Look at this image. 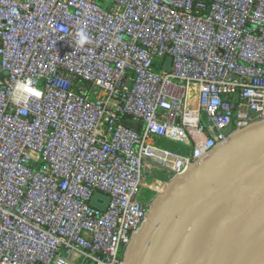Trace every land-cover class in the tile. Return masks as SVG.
<instances>
[{"label": "built area", "instance_id": "2783aa9c", "mask_svg": "<svg viewBox=\"0 0 264 264\" xmlns=\"http://www.w3.org/2000/svg\"><path fill=\"white\" fill-rule=\"evenodd\" d=\"M105 1L0 0V264H125L167 183L264 121V0Z\"/></svg>", "mask_w": 264, "mask_h": 264}, {"label": "water", "instance_id": "95a60500", "mask_svg": "<svg viewBox=\"0 0 264 264\" xmlns=\"http://www.w3.org/2000/svg\"><path fill=\"white\" fill-rule=\"evenodd\" d=\"M123 125L140 130L128 118ZM93 196L91 206L104 211L108 199ZM141 227L125 264H264V121L233 130L171 179Z\"/></svg>", "mask_w": 264, "mask_h": 264}, {"label": "rangeland", "instance_id": "374dc122", "mask_svg": "<svg viewBox=\"0 0 264 264\" xmlns=\"http://www.w3.org/2000/svg\"><path fill=\"white\" fill-rule=\"evenodd\" d=\"M107 3H108V1L106 0L105 4H107ZM99 4L102 5V3H99ZM166 64L168 66V63H166ZM160 145H161L162 148L168 149L170 151H177V150L182 149V146L180 144H177V143H174V142H169V141L161 140L160 141ZM145 176H146L145 178L147 179V181L158 180V179L159 180H168V177H165V176L161 177L160 175L154 176L153 179L149 178L147 175H145ZM143 192L145 194L144 197H145L146 200H149V201L153 200L154 196L152 194H149V193H147L144 190H143Z\"/></svg>", "mask_w": 264, "mask_h": 264}, {"label": "crops", "instance_id": "0c3cea01", "mask_svg": "<svg viewBox=\"0 0 264 264\" xmlns=\"http://www.w3.org/2000/svg\"><path fill=\"white\" fill-rule=\"evenodd\" d=\"M140 129H141V128H140ZM144 173H145V175H147L148 177H149V176H151V178H152V177H154V176H158V175H160V176L162 177V175H161V174H159V173H158V174H156V173H153V174H152V173H150V170H149V168H148V167H146V168H145V171H144Z\"/></svg>", "mask_w": 264, "mask_h": 264}, {"label": "clouds", "instance_id": "9594fccd", "mask_svg": "<svg viewBox=\"0 0 264 264\" xmlns=\"http://www.w3.org/2000/svg\"><path fill=\"white\" fill-rule=\"evenodd\" d=\"M87 42V37H86V35L84 34V33H81V38H80V40H79V43L81 44V45H83L84 43H86Z\"/></svg>", "mask_w": 264, "mask_h": 264}, {"label": "snow or ice", "instance_id": "6c2138e0", "mask_svg": "<svg viewBox=\"0 0 264 264\" xmlns=\"http://www.w3.org/2000/svg\"><path fill=\"white\" fill-rule=\"evenodd\" d=\"M29 91H31V89H29ZM36 95H39V93H35Z\"/></svg>", "mask_w": 264, "mask_h": 264}, {"label": "trees", "instance_id": "16d2710c", "mask_svg": "<svg viewBox=\"0 0 264 264\" xmlns=\"http://www.w3.org/2000/svg\"><path fill=\"white\" fill-rule=\"evenodd\" d=\"M234 130V129H233Z\"/></svg>", "mask_w": 264, "mask_h": 264}]
</instances>
